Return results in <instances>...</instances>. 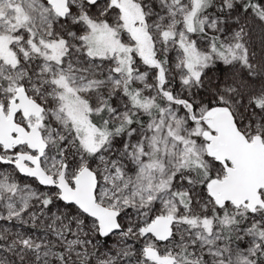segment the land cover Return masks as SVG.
<instances>
[{"label":"snow or ice","instance_id":"obj_1","mask_svg":"<svg viewBox=\"0 0 264 264\" xmlns=\"http://www.w3.org/2000/svg\"><path fill=\"white\" fill-rule=\"evenodd\" d=\"M0 264H264V0H0Z\"/></svg>","mask_w":264,"mask_h":264}]
</instances>
